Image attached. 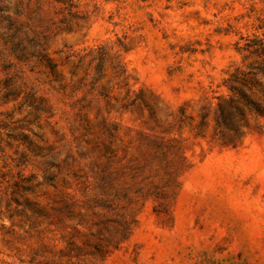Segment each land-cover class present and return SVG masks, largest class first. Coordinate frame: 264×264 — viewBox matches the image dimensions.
I'll list each match as a JSON object with an SVG mask.
<instances>
[{"label":"rangeland","instance_id":"obj_1","mask_svg":"<svg viewBox=\"0 0 264 264\" xmlns=\"http://www.w3.org/2000/svg\"><path fill=\"white\" fill-rule=\"evenodd\" d=\"M2 2L0 264H264V120L212 138L264 0Z\"/></svg>","mask_w":264,"mask_h":264},{"label":"trees","instance_id":"obj_2","mask_svg":"<svg viewBox=\"0 0 264 264\" xmlns=\"http://www.w3.org/2000/svg\"><path fill=\"white\" fill-rule=\"evenodd\" d=\"M18 16L20 14L11 12L10 6L0 0V38L11 54L14 53L12 47H18L22 31L23 24ZM34 43L40 60L46 61L54 73V66L44 53L45 43ZM235 51L240 56V62L227 70L221 82L224 93L216 97L212 109V138L222 146L232 147L246 134L250 121L264 120V42L257 38L244 39L243 44L236 42ZM208 109V106L201 107L197 134L206 126ZM23 190L27 191V188Z\"/></svg>","mask_w":264,"mask_h":264}]
</instances>
